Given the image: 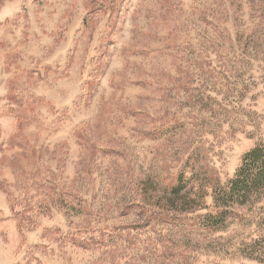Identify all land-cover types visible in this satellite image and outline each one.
Here are the masks:
<instances>
[{"label": "rangeland", "instance_id": "1", "mask_svg": "<svg viewBox=\"0 0 264 264\" xmlns=\"http://www.w3.org/2000/svg\"><path fill=\"white\" fill-rule=\"evenodd\" d=\"M255 150L264 0H0V264H264Z\"/></svg>", "mask_w": 264, "mask_h": 264}, {"label": "trees", "instance_id": "2", "mask_svg": "<svg viewBox=\"0 0 264 264\" xmlns=\"http://www.w3.org/2000/svg\"><path fill=\"white\" fill-rule=\"evenodd\" d=\"M248 158H251V162L252 163H257L254 167H257V166H261L263 167L264 169V162L262 160V152L260 150H255L253 151L251 154L248 155ZM251 171H252V168L250 170V167L249 169H245L243 170L242 172H240L239 174L242 175V177L240 178L239 176V179L235 181V185L236 187L238 188L239 186H248V185H256L258 186L259 185V182H261L263 179L261 178L263 176V174H261V176H257L255 179L251 177ZM241 191H243L242 189H239ZM241 197L245 198L246 194H244L242 192V194H240ZM227 214V213H226ZM226 214H223L222 215V219L225 217ZM211 220L214 221L215 223L218 222V217H214L212 218L211 217Z\"/></svg>", "mask_w": 264, "mask_h": 264}]
</instances>
